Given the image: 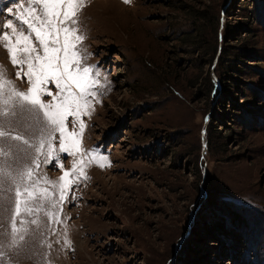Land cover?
Masks as SVG:
<instances>
[{
	"label": "rangeland",
	"instance_id": "rangeland-1",
	"mask_svg": "<svg viewBox=\"0 0 264 264\" xmlns=\"http://www.w3.org/2000/svg\"><path fill=\"white\" fill-rule=\"evenodd\" d=\"M26 7L0 0V35L27 31ZM198 11L209 54L186 40ZM75 20L94 83L68 151L38 109L3 103L29 82L0 41V264H264V0H83Z\"/></svg>",
	"mask_w": 264,
	"mask_h": 264
},
{
	"label": "snow or ice",
	"instance_id": "snow-or-ice-1",
	"mask_svg": "<svg viewBox=\"0 0 264 264\" xmlns=\"http://www.w3.org/2000/svg\"><path fill=\"white\" fill-rule=\"evenodd\" d=\"M124 2L129 3L130 0H124ZM27 3L28 7L22 8L21 14L16 17L22 25L26 26L27 31L23 28L18 31L17 27L8 23L6 27L11 29V34L3 33L0 35V41L4 42L3 46L7 50L13 66L27 65V70L23 71L21 68V71L23 76L27 77L29 87L26 92L12 88L9 98L4 99L3 103L8 105L12 99H16L21 106L26 104L38 109L43 113L47 124L54 126L55 131L60 133L61 150L68 151L66 141L78 134L69 133L65 121L69 116L78 117L81 108L87 106L85 97L88 95V88L94 83L89 80L88 76L91 68L80 69L81 57L78 55V51L74 50L83 36L77 35L76 29L69 26L76 23L77 10L82 7L83 0H27ZM34 5L39 6V10ZM33 37L39 49L42 50V55L33 43ZM21 54H23V58H21ZM73 65L76 67L73 68ZM5 71V67L0 65V92L9 85V81L4 79ZM16 75L19 78L21 72H17ZM50 79L55 82L60 93L53 97L54 103L46 104L41 101L40 96L44 91L42 86L46 85ZM73 87L78 90V94L73 92ZM48 94L51 95V93ZM82 101H84L83 104ZM3 114L8 115L7 112ZM83 127L84 125L81 123V131ZM4 135L6 133L0 131V136ZM12 138L22 139L19 135ZM24 142L27 143V141ZM43 146L44 142L41 141L40 148ZM39 150L38 148L37 151ZM75 167L74 165L73 170ZM27 175L30 177L32 173L29 171ZM69 175V172H65L60 177L62 187L69 183L66 180ZM24 191L27 192L29 199L34 198V191L28 189ZM15 195L16 215L18 216L22 210L31 213L32 208H21L23 201L19 188L16 189ZM32 223H36V221H32Z\"/></svg>",
	"mask_w": 264,
	"mask_h": 264
},
{
	"label": "trees",
	"instance_id": "trees-1",
	"mask_svg": "<svg viewBox=\"0 0 264 264\" xmlns=\"http://www.w3.org/2000/svg\"><path fill=\"white\" fill-rule=\"evenodd\" d=\"M206 13L209 14L208 11H198L197 12L198 19H200L202 21V23H201L202 25H200V29L197 31L199 34L196 36L194 34L193 37H190L189 35L186 36L188 38L190 37L189 40L187 38H186V40L189 41L188 43H191L192 46H194V47L196 46V50H198L199 48L200 49L204 48V51H201L202 54L207 53V50H205L206 49L205 47L208 46V42L206 41V36L203 33V29H204V27H209L211 25L210 22H212L210 20L211 18L208 17V15ZM217 51H218V48H215L214 55L217 53ZM207 54H209V52Z\"/></svg>",
	"mask_w": 264,
	"mask_h": 264
}]
</instances>
